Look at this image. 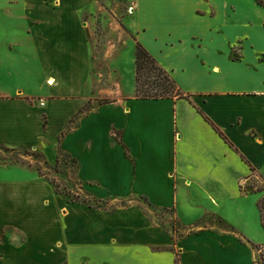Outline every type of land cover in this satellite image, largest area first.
<instances>
[{
  "label": "crops",
  "instance_id": "crops-1",
  "mask_svg": "<svg viewBox=\"0 0 264 264\" xmlns=\"http://www.w3.org/2000/svg\"><path fill=\"white\" fill-rule=\"evenodd\" d=\"M127 5L134 11V26L125 21L130 35L187 98L137 99L136 79L130 94L119 84L118 96H109V84L90 93L102 5L27 0L21 18L31 25L18 26L25 35L0 38V67H19L38 85L0 86V146L37 150L50 165L62 150L92 197L138 196L176 211L180 221L179 188L190 196L206 191L214 202L264 194L250 189L264 182V17L230 22L224 0ZM105 99L110 103L101 104ZM35 129L44 136L41 149L30 143ZM34 182L21 189L0 182V264H255L254 245L264 246L209 225L218 216L231 227L221 211L198 214L195 221L208 227L176 242L169 223L153 224L139 206L109 212L68 203L45 178ZM191 204L189 211L202 212Z\"/></svg>",
  "mask_w": 264,
  "mask_h": 264
},
{
  "label": "rangeland",
  "instance_id": "rangeland-1",
  "mask_svg": "<svg viewBox=\"0 0 264 264\" xmlns=\"http://www.w3.org/2000/svg\"><path fill=\"white\" fill-rule=\"evenodd\" d=\"M98 1L103 7V14H100L96 20L94 43L99 54L97 59L94 60V71L97 74V78L92 79L90 83V93L96 95L98 93L97 90L107 84H109V96L111 97L114 96L112 95L114 91L115 96H118L116 95L118 93V88H116L118 84L123 93H133L135 89L136 65L134 59L137 41L130 35L127 24L134 26L132 18L134 11H132V7L130 8L127 5L129 0ZM258 1L224 0L227 4L226 6H228L225 13L226 20L237 23L244 22L246 19L253 21L262 20L264 15L260 9L257 10L255 4L262 10H264V7L259 6ZM260 1L264 3V0ZM26 3L27 0H0V38L4 35L6 36L8 34L7 31H10L13 36L25 35L24 28L18 26L31 25L25 18H21L26 14ZM29 32L32 33L31 30ZM91 48L94 49L92 44ZM17 50L20 51L21 49ZM108 68L112 69L113 75H109L110 71H108ZM31 84L34 86L38 85L37 79L25 73L21 68L7 65L0 67V86L3 89L15 86H20L21 88L23 86L29 87ZM110 85L114 87L111 88ZM42 93L39 92L40 96L36 99L45 97L47 91L45 90ZM26 94L38 95V92L26 91ZM105 101L110 103V99H105ZM35 127L38 129V123L35 124ZM37 129L34 130V137L37 140L30 143H33V145L38 144L41 149L44 136L41 135L39 130L37 132ZM51 149L52 147L48 150L49 154L47 155L49 160L53 158ZM58 156L59 163L50 165L46 163L44 156L37 150L10 149L0 146V182H9L21 189L22 185L31 186L35 184L34 181L41 176L48 180L50 184L53 182L58 189L59 193L57 194L63 196L68 203L88 205L91 208H101L109 212L130 207L135 209L139 206L145 210L147 218L153 224L160 223L165 228L169 223L176 242L189 234L190 231L191 233H197L205 230L203 227H208V223L202 221V219L195 221L198 214L201 215L208 210L221 211L231 227L218 216L208 220L209 225L240 234V240L245 244L249 240L254 244L264 243L263 192L222 198L214 202L206 191L195 190L193 196H190L187 191L185 192L184 189L179 188L180 221L175 215L176 211L155 207L148 203L145 198L138 196L119 201H113V198L100 200L92 197L82 188L77 177V166L73 159L62 150L59 151ZM51 185L56 192L55 186ZM251 186L250 189L252 191L264 190V182L260 180ZM199 198L202 200L200 201ZM191 202H193L196 210L200 209L202 212H196L197 214H195L189 211V206L192 205ZM186 221L189 224L195 223L196 229L191 227L190 230L185 231L186 226L184 224L186 225ZM254 249V263L264 264V246L254 245Z\"/></svg>",
  "mask_w": 264,
  "mask_h": 264
},
{
  "label": "trees",
  "instance_id": "trees-1",
  "mask_svg": "<svg viewBox=\"0 0 264 264\" xmlns=\"http://www.w3.org/2000/svg\"><path fill=\"white\" fill-rule=\"evenodd\" d=\"M258 3L264 7L262 1ZM135 65H136V98L142 100H161V99H184L187 98L177 85L173 77L163 69L159 62L148 52V50L139 42H136L135 48ZM101 104L109 103L100 101ZM209 121V119L207 118ZM223 138L222 132L216 129ZM56 188V185L52 182Z\"/></svg>",
  "mask_w": 264,
  "mask_h": 264
},
{
  "label": "built area",
  "instance_id": "built-area-1",
  "mask_svg": "<svg viewBox=\"0 0 264 264\" xmlns=\"http://www.w3.org/2000/svg\"><path fill=\"white\" fill-rule=\"evenodd\" d=\"M132 10H133V8H132Z\"/></svg>",
  "mask_w": 264,
  "mask_h": 264
}]
</instances>
